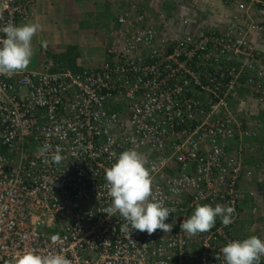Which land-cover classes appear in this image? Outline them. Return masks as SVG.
Here are the masks:
<instances>
[{
	"label": "built area",
	"instance_id": "obj_1",
	"mask_svg": "<svg viewBox=\"0 0 264 264\" xmlns=\"http://www.w3.org/2000/svg\"><path fill=\"white\" fill-rule=\"evenodd\" d=\"M123 1L101 66L46 59L43 70L0 75V264L26 250L72 264H223L230 241L264 239V171L246 146L264 130V56L252 36L264 34V0H223L226 27L183 33L164 31L153 0ZM36 2L0 0V27L29 20ZM45 143L60 165L37 156ZM132 148L155 198L176 209L172 232L121 231L123 218L103 213L105 169ZM197 204L234 207L233 222L218 217L189 238L180 224Z\"/></svg>",
	"mask_w": 264,
	"mask_h": 264
},
{
	"label": "clouds",
	"instance_id": "obj_2",
	"mask_svg": "<svg viewBox=\"0 0 264 264\" xmlns=\"http://www.w3.org/2000/svg\"><path fill=\"white\" fill-rule=\"evenodd\" d=\"M41 30L42 25L38 22L20 25L7 23L0 27V33L4 34V38H0V75L12 77L29 69L34 54L32 41ZM37 156L44 157L46 164L60 165L64 160L59 147L53 151L48 143L38 147ZM104 179L110 204L103 209V213L109 218L117 215L123 218L121 231L131 229L148 235H153L157 230L172 232L173 224L166 221L176 209L165 206L162 200L155 198L152 176L142 153L134 148L123 151L116 162L105 169ZM234 213L235 208L231 206L197 204L191 216L182 221L180 228L191 238L210 232L218 217L225 226L230 225ZM220 252L223 264H261L264 239L251 235L230 241ZM7 264H72V261L54 251L40 254L26 250L11 257Z\"/></svg>",
	"mask_w": 264,
	"mask_h": 264
},
{
	"label": "rangeland",
	"instance_id": "obj_3",
	"mask_svg": "<svg viewBox=\"0 0 264 264\" xmlns=\"http://www.w3.org/2000/svg\"><path fill=\"white\" fill-rule=\"evenodd\" d=\"M175 3L177 1L165 0L158 10L163 13L171 10V16L177 15L180 8ZM32 10L33 16L20 23L38 22L42 25V30L32 41L34 54L30 69L43 70L46 59H52L60 67L70 69L96 68L105 62L106 50L115 39L111 32L115 28V18L119 12L114 1L37 0ZM181 16V21L187 19L184 15ZM189 21L185 27L197 30L193 21ZM164 30L171 32L168 27ZM263 133L264 130L261 134ZM262 148L264 149V143ZM262 158L264 162V156Z\"/></svg>",
	"mask_w": 264,
	"mask_h": 264
},
{
	"label": "crops",
	"instance_id": "obj_4",
	"mask_svg": "<svg viewBox=\"0 0 264 264\" xmlns=\"http://www.w3.org/2000/svg\"><path fill=\"white\" fill-rule=\"evenodd\" d=\"M114 1V4L117 10L122 11L124 1L123 0H111ZM171 2V0H168ZM176 2L175 5L180 8L179 13L173 14L171 16V10H167L164 13V25L163 27L166 29L167 27L170 31L174 30L175 32L183 33L185 31H198L199 29H205L209 27L214 28H224L228 25L231 21L233 10L226 6L223 0H172ZM165 0H153V5L150 10L154 11L155 13H160L158 10L161 4H164ZM190 8H192L190 10ZM182 10V11H181ZM258 13V12H257ZM181 15H184L185 18L183 21L180 20ZM177 16V18H176ZM257 18L261 21H264V11L259 12L257 14ZM185 20H188L187 23H190L189 20H192L194 25H196L197 30H191L190 28L193 27H185L187 23ZM162 27V29H164ZM165 31V30H164ZM259 51L264 56V34L255 33L252 35ZM264 138V133L257 136L255 139H249L246 141L247 143V159L253 164L257 165L264 171V149L262 148V143ZM263 150V151H262ZM263 155V156H262ZM247 188V187H246ZM263 200V201H262ZM259 205L261 207L264 204V198H260ZM250 202L247 200L245 202L246 209L244 210L245 215H251L249 210ZM264 233V232H263Z\"/></svg>",
	"mask_w": 264,
	"mask_h": 264
},
{
	"label": "trees",
	"instance_id": "obj_5",
	"mask_svg": "<svg viewBox=\"0 0 264 264\" xmlns=\"http://www.w3.org/2000/svg\"><path fill=\"white\" fill-rule=\"evenodd\" d=\"M79 68H73V70H78Z\"/></svg>",
	"mask_w": 264,
	"mask_h": 264
}]
</instances>
